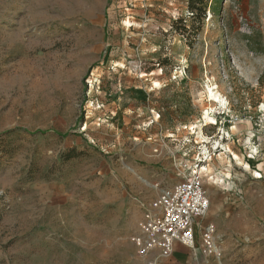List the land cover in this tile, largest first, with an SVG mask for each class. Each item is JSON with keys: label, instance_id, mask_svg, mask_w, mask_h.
<instances>
[{"label": "rangeland", "instance_id": "obj_1", "mask_svg": "<svg viewBox=\"0 0 264 264\" xmlns=\"http://www.w3.org/2000/svg\"><path fill=\"white\" fill-rule=\"evenodd\" d=\"M188 3L0 0V264H147L143 212L198 163L202 227L264 264V0Z\"/></svg>", "mask_w": 264, "mask_h": 264}, {"label": "built area", "instance_id": "obj_2", "mask_svg": "<svg viewBox=\"0 0 264 264\" xmlns=\"http://www.w3.org/2000/svg\"><path fill=\"white\" fill-rule=\"evenodd\" d=\"M198 164L180 183L162 190L143 212L134 242L147 264L170 258L177 245L194 249L198 237L205 258H221L216 226L201 225L209 213L210 199Z\"/></svg>", "mask_w": 264, "mask_h": 264}, {"label": "crops", "instance_id": "obj_3", "mask_svg": "<svg viewBox=\"0 0 264 264\" xmlns=\"http://www.w3.org/2000/svg\"><path fill=\"white\" fill-rule=\"evenodd\" d=\"M216 238L218 248L221 251V258H203L201 263H199V257H201L199 254L195 253L192 256L190 248L177 245L173 255L166 259V261H160V264H236V249H238L236 246V238L232 236L231 232H226L218 228Z\"/></svg>", "mask_w": 264, "mask_h": 264}, {"label": "trees", "instance_id": "obj_4", "mask_svg": "<svg viewBox=\"0 0 264 264\" xmlns=\"http://www.w3.org/2000/svg\"><path fill=\"white\" fill-rule=\"evenodd\" d=\"M209 2L210 0H189L188 5H189V10L192 14L191 17L203 21L206 16V9L208 8ZM25 132L27 133V131ZM40 134H45V133H40ZM74 157H76L75 152H70L67 156V160H70Z\"/></svg>", "mask_w": 264, "mask_h": 264}, {"label": "bare ground", "instance_id": "obj_5", "mask_svg": "<svg viewBox=\"0 0 264 264\" xmlns=\"http://www.w3.org/2000/svg\"><path fill=\"white\" fill-rule=\"evenodd\" d=\"M207 91H208L207 92L208 93V99H209V102L211 103V107L208 108L209 112L214 113L216 108H217V105L225 106V100L220 95L221 93L219 94V92L215 91V89L212 86H210V85L207 86ZM263 109H264V107H263ZM217 144H218L217 146L220 145L219 143H217Z\"/></svg>", "mask_w": 264, "mask_h": 264}]
</instances>
